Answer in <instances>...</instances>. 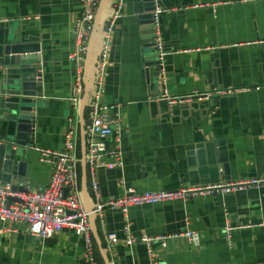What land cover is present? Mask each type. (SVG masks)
Listing matches in <instances>:
<instances>
[{"label": "crops", "instance_id": "obj_1", "mask_svg": "<svg viewBox=\"0 0 264 264\" xmlns=\"http://www.w3.org/2000/svg\"><path fill=\"white\" fill-rule=\"evenodd\" d=\"M114 1L100 0L101 23L87 73L86 135L97 89L95 68ZM137 1L126 0L103 80L104 103L121 106L123 166L97 170L99 198L89 167H78L93 207L124 196L128 189L172 191L263 175L264 1L161 0L159 32L168 55L160 76L156 66L147 65L157 53L151 54L153 48L144 42ZM82 11L81 0H0V41L13 32L41 48L36 54L47 105L37 109L34 147L60 149L71 121L78 130L81 158L80 104L73 101L80 69L69 56L79 48L76 22ZM228 87L248 90L210 101L171 104L160 98L165 92L183 97ZM4 132L0 113V139ZM34 147L28 157L29 180L22 185L42 188L49 183L51 167ZM0 174L3 183L14 182L12 175ZM127 217L138 240L107 251L109 233L125 238ZM127 217L118 209L93 216L97 264H264V187L131 206ZM229 225L238 227L230 239ZM187 230L194 231L191 240L173 237ZM144 235L157 239L139 240ZM84 255V242L70 230L41 241L24 223L0 221V264H86Z\"/></svg>", "mask_w": 264, "mask_h": 264}, {"label": "built area", "instance_id": "obj_2", "mask_svg": "<svg viewBox=\"0 0 264 264\" xmlns=\"http://www.w3.org/2000/svg\"><path fill=\"white\" fill-rule=\"evenodd\" d=\"M264 1V0H262ZM100 0H81L83 11L76 22V36L78 40V51L72 53L69 58L78 63L80 71L76 77L75 89L77 97L73 98L75 104H80L84 92L83 84V62L88 51V40L94 25L95 16ZM126 0H115L113 10L104 31V42L100 54L97 73V89L92 103L90 123L87 127V166L92 175V185L97 197L99 185L96 179V172L99 168L105 167L114 169L123 166L122 156V132L121 121L122 112L120 105H110L103 101L104 86L103 80L109 65V55L112 46V35L119 21L124 16ZM164 12L162 7L156 8L154 12V23L156 26V48L159 60L161 75H164L165 58L168 52L159 32L161 15ZM163 83H167L165 77ZM248 89L226 88L225 90L194 92L190 96L172 97L167 92L161 96L171 104L184 103L192 99L199 101H210L216 96L233 95ZM63 146L57 150H48L34 147L40 153V160L51 167L50 180L47 186L33 188L28 186L26 191H13L12 182L3 183L0 174V221L2 224L8 222H21L26 224L31 236L38 240L45 241L64 230H70L82 239L85 244L84 259L86 264H97L94 258L93 238L91 227V215L102 214L104 210H121L127 217L131 206L153 204L175 199L187 201L194 197L221 195L227 196L237 192L245 191L249 188L264 187V174L247 180L227 181L221 180L215 184L198 186L191 188H181L172 191H145L137 192L128 189L126 194L117 199L107 200L98 204L93 211H88L83 203L81 195V184L79 176V156L77 128L70 121ZM237 226H227V236L230 239L232 232L237 230ZM125 238H121L117 233L107 235V251L113 252L114 246L124 243L133 246L138 238L131 234V224L128 221L124 226ZM194 235L193 230L185 233L173 235V237L185 236L189 240ZM157 238L142 236L139 240L151 243Z\"/></svg>", "mask_w": 264, "mask_h": 264}, {"label": "water", "instance_id": "obj_3", "mask_svg": "<svg viewBox=\"0 0 264 264\" xmlns=\"http://www.w3.org/2000/svg\"><path fill=\"white\" fill-rule=\"evenodd\" d=\"M161 0H138L135 2V12L143 25L144 42L151 45V54L157 53L155 38L156 26L154 12L162 7ZM101 2L99 4L93 28L88 40V51L83 72L84 95L80 103L82 124L80 163L87 167V143L84 110L87 98L90 94L88 83L89 55L93 49L94 40L101 23ZM102 50V48H101ZM101 50L99 55L101 54ZM41 51L39 43L25 42L18 38L16 33H9L8 37L0 41V113L4 120V134L0 139V171L12 175L13 191H26L28 186L22 182L28 177V157L35 146V125L39 104L47 105L42 87V74L40 57L36 53ZM99 65V62H98ZM148 66H156V72L160 76L158 56L156 60L149 62ZM98 73V66L95 68ZM161 98V97H160ZM225 167L228 168L227 159ZM86 175V172H85ZM29 180V179H28ZM83 203L88 211H93L91 194L86 185L84 176L81 186ZM95 214L91 215L92 218Z\"/></svg>", "mask_w": 264, "mask_h": 264}, {"label": "trees", "instance_id": "obj_4", "mask_svg": "<svg viewBox=\"0 0 264 264\" xmlns=\"http://www.w3.org/2000/svg\"><path fill=\"white\" fill-rule=\"evenodd\" d=\"M78 153H79V151H78ZM79 156L81 157L80 153H79ZM79 166H80V164H79Z\"/></svg>", "mask_w": 264, "mask_h": 264}]
</instances>
